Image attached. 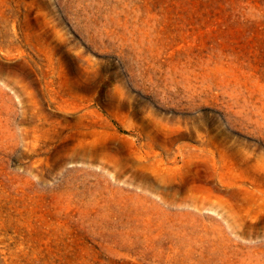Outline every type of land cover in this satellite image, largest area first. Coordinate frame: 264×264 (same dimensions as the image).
<instances>
[{"label":"rangeland","instance_id":"obj_1","mask_svg":"<svg viewBox=\"0 0 264 264\" xmlns=\"http://www.w3.org/2000/svg\"><path fill=\"white\" fill-rule=\"evenodd\" d=\"M0 264H264V0H0Z\"/></svg>","mask_w":264,"mask_h":264}]
</instances>
